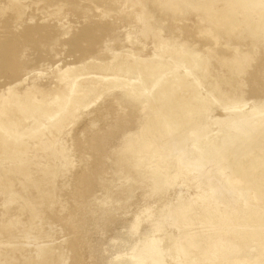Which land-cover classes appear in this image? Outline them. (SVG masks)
I'll list each match as a JSON object with an SVG mask.
<instances>
[{"label":"rangeland","instance_id":"1","mask_svg":"<svg viewBox=\"0 0 264 264\" xmlns=\"http://www.w3.org/2000/svg\"><path fill=\"white\" fill-rule=\"evenodd\" d=\"M204 1L0 0V95L14 91L11 98L25 105L0 108V264H130L136 258L151 264L158 257L164 264H264V141L257 166L250 157L241 160L243 173L263 189L247 199L243 192L256 187L232 184L230 164L214 159L192 166V143L200 135L190 134L222 137L245 119L227 121L234 110L241 117L260 107L247 124L262 118L264 19L261 27H214L212 21L214 10L240 20L264 10L252 0H208L213 13H207ZM193 22L217 40L198 37ZM134 57L164 64L148 79L131 70L141 90L129 93L84 75L89 65L102 64L128 79L114 69ZM69 70L79 83L74 98ZM171 72L188 75L192 90L174 96L193 109L166 128L154 116L163 107L153 94ZM40 103L45 107L36 110ZM184 170L194 189L183 183ZM195 189L216 194L208 203L216 208L209 223L215 233L189 256L183 253L194 236H184L187 220L174 224L168 215ZM186 208L179 211L191 217ZM253 210L255 217L247 218Z\"/></svg>","mask_w":264,"mask_h":264},{"label":"bare ground","instance_id":"2","mask_svg":"<svg viewBox=\"0 0 264 264\" xmlns=\"http://www.w3.org/2000/svg\"><path fill=\"white\" fill-rule=\"evenodd\" d=\"M250 3L252 4V6H255V9H257L258 11L264 10V0H252ZM250 3L248 1V5L249 6H251ZM201 6H202L204 11H207V13H213V10H212L213 8H211V2L210 1L205 0L204 2H202ZM253 10H254V8H253ZM142 15L144 16L143 13H142ZM213 15L215 16L213 21H212L214 27L215 26L216 27H222L224 25H230V26L235 28V27L241 26V24L243 22H248V23H250V25H253L255 27H261L262 22H261L260 19H262V18L264 19V12H256L255 14H251L249 17H244L242 20L238 19L235 16V12H218V11L214 10V14ZM141 19H142V21L145 22V19H143V17ZM139 21H140V19H139ZM144 26H146V25L144 24ZM148 28H150V27H148ZM146 29H147V27H146ZM146 29H145V31H146ZM190 29L193 30L198 37H203L204 34L205 35L208 34L209 36L211 35L210 37H212L213 39L217 40L216 35L213 34V32L209 28L200 27L195 22L192 23V27ZM142 33H143V31H142ZM158 38L160 40V37H158ZM191 60L188 58L186 61L185 60L184 61L189 63V62H191ZM163 65H164L163 63H161L159 61H155V60H151V61H147V60L143 61L142 60V61L139 62V61H137L136 57H134L130 64L121 65V66H119L118 69L117 68L114 69L115 71H122L125 74H127L129 76L128 79H124V78H121L119 76H112L111 75V71H113V69L108 67V66H106V65H102V64H91V65H89L88 66V70H87V72L84 73V75H87V76L91 77V79H94L97 83H104L105 82L110 87H129L128 91H129V93H132V92H135V90H141L142 89V87H141V85L139 83H135V82L132 81V79L136 78L134 75H132V71L131 70L133 68H136V69H134V71L137 70V74L140 77H142L143 79H148L150 77L159 76L160 75V73H159L160 69L163 67ZM69 72L73 74V79H72L73 82H72V85H71V89H72V93H73V97L72 98H74L76 96V94L78 93L79 83L75 80L76 72L74 70H69ZM176 75H177V73L171 72L170 75H168V77L165 76L166 78L164 79V81L162 83H160V87L153 94L154 98L156 99V103L159 102L162 105V107H163L161 111H156L154 116L156 117L157 121L162 123L163 125H165L166 128H169L173 124L181 123L180 121H182L184 118H186L187 114L189 112H191V110L193 109L190 106L191 104L190 105H186L188 103H185L181 98H178V97L174 96L177 92H190L192 90L191 89L192 82L188 79V75L187 74L181 73L180 77H177ZM194 77H195V75H194ZM196 80H198V78ZM146 83L149 84V82L147 80H146ZM178 83H180L179 86L177 85ZM165 84H166V86H164ZM193 84L195 85L196 83L193 82ZM197 87H198V85H197ZM195 94H197V93H195ZM17 95H18V93L14 92V91H10L8 93V95H6V96L5 95H0V108L4 109L3 112H5V110H6L5 108L6 107L13 108L16 105H19L20 107L21 106L22 107L25 106L24 104H22L21 101H18L16 99L11 98V97H17ZM191 95H193V94H191ZM242 105L243 104L238 105L236 108L240 109L242 107ZM152 106H153V108L156 109V104L154 102H153ZM169 106H174V107L171 109V107H169ZM44 107H45V104L40 103L38 105V107L36 108V110H41ZM227 108L228 109L230 108L229 109L230 111L232 109H234V107H231V106L227 107ZM166 109L169 110V112ZM184 110L186 111V114L185 113H181V111H184ZM260 110H262V109H260V107L259 108L255 107L253 110H251L249 112L248 116H244L243 115L241 117H240V114L235 112V110L230 112L227 115V117H225L227 121H235L236 119H240L242 117H244L245 119L243 118L244 120L240 121L241 123L238 124V125H234L233 124L230 127H228V129H226L227 132L225 134H223L222 137H219L218 135H209L208 133H203L204 131H200V130H192V131H190L191 132L190 134H192L194 136L197 135V134L200 135L199 139L194 140L193 143H192L193 146H194V152H192L193 154H191L192 166H194L197 169L198 168L200 169V167H202L203 165L208 164L209 162H211L214 159H219L221 162H223L222 164L225 167H226V165L230 164L229 168H227V171L230 170V173L232 174L231 178L229 179L232 184H236V183H239V182H246V183L249 182L248 184L252 183L256 187L257 191H254V190L252 191L251 190V192H248V191L244 190L245 192H243V195L246 198L247 197L250 198V196H253L255 194L257 195L258 191L261 192V190H263V189H261L262 186H259L258 182H256L253 179H250V174H246V172L243 173L244 171H242V168L244 166H242L243 164L241 163V160L243 158L245 159V157H250L252 159L251 160L252 163L251 162H249V163H251L252 166H257L258 165V161L257 160L259 158L258 157L259 154L255 157V155L257 154L256 150L258 148V145H260L261 142L264 141V136L262 134H260V135L255 134V130L259 129V128H261L262 131L264 130V113H263L261 119L255 120L251 124H247V118L249 116H255V115L259 114ZM26 112H27V110H26ZM28 113H29V111L27 112V114ZM12 114L14 116L13 120L20 121V122L22 121V117L20 115H18L16 112H13ZM224 119H222V120H224ZM179 135L181 136V134H179ZM174 137H175V135H174ZM2 139H3V133H0V144L2 142ZM232 144H234V145H232ZM3 150H5V149H3ZM186 154H188V153H186ZM189 163H191V162H189ZM222 164L220 163V165H222ZM220 165H219V167H220ZM256 168H258V167H256ZM217 171H218V169H217ZM186 173H187L186 171L184 173L182 172V175L184 176V181L183 180L182 181H183V183L184 182L188 183L190 185L189 186L190 188H193L195 186V184H193L194 182L191 184V182H190L191 177L188 174H186ZM218 173L219 172H217V175H218ZM247 173H248V171H247ZM178 174H180V173H178ZM197 175H198V173H197ZM246 183H244V184H246ZM212 188H214V187H212ZM245 189H246V187H245ZM181 190H183V192H184V188L183 189L181 188ZM195 191L196 192H194L193 195L191 194L192 196L187 193L191 197H188L186 195V198L188 197L186 200L185 199L181 200V201L179 200L180 201L179 203L172 202V204L174 203L172 205V209L173 210H172V213L170 214V216L168 215V217H170L169 220L170 219L173 220L174 224H176L177 221L182 220V219L183 220H187V222L184 224L185 227H186V234L184 236L189 235V234H192L194 236V240L191 241L190 244H188L186 246L187 253H183L184 255L187 254L189 256L193 252L191 250H193V248L195 249L196 246H198L201 243V240L204 241L209 236H211L212 234L215 233V230L213 229V227H211V225L209 223L214 220V213L213 212L216 211L215 210L216 208L215 207L211 208V206H209V204L213 200L216 199L215 198L216 194L215 193H209V192H208L209 194H207V192L203 193L202 190H200L202 192H199L198 189L197 190L195 189ZM205 191H208V190H205ZM261 193H260V195L262 197H264ZM181 198H182V196H181ZM193 202L197 203V206H196V204L194 206ZM198 202H200V203L198 204ZM262 202H263V200H262ZM183 206L187 207L186 208L187 211H188V209H189V211L192 210V214H191L192 216L191 217H193V216L195 217V215H196L198 221L188 220V216L190 217V215H186V212H181L182 210L180 208L183 207ZM179 209L181 211H179ZM246 216H247V218L253 219L255 217V211L254 210L252 212L248 211V214H246ZM152 218L155 219L154 217H152ZM262 218L264 219V215H263ZM185 227H184V230H185ZM159 229L160 228H158V230ZM218 231H219V229H218ZM183 232H185V231H183ZM260 235L261 236H259V238L263 239L264 238V236H263L264 233H260ZM150 245H151V243H150ZM162 248L163 249L165 248V244H162L159 247H156L154 249V251L156 250V252L158 254V253L161 252ZM145 249H148V247L145 248ZM175 250L181 251L179 243H178V246L175 247ZM191 258L189 260H191ZM129 260H132V263H130V264H145L144 260H142L140 258H136L135 261L133 259H129ZM128 264H129V262H128ZM151 264H164V262H163L162 258L158 257V258H154V260H153V262Z\"/></svg>","mask_w":264,"mask_h":264}]
</instances>
